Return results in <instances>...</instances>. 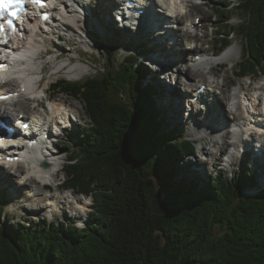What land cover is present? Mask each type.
Segmentation results:
<instances>
[{"label":"trees","instance_id":"1","mask_svg":"<svg viewBox=\"0 0 264 264\" xmlns=\"http://www.w3.org/2000/svg\"><path fill=\"white\" fill-rule=\"evenodd\" d=\"M225 3L240 19L222 25L215 45L235 34L243 46L237 75L264 74V0ZM216 11L230 17L228 8ZM100 46L109 62L97 75L52 84L54 94L81 102L87 118L73 135L63 185L92 197L89 222L8 224L0 194V264H264V190L243 196L246 173L221 171L204 185L185 177L180 162L195 143L165 129L156 86L144 83L147 66L135 52Z\"/></svg>","mask_w":264,"mask_h":264},{"label":"rangeland","instance_id":"2","mask_svg":"<svg viewBox=\"0 0 264 264\" xmlns=\"http://www.w3.org/2000/svg\"><path fill=\"white\" fill-rule=\"evenodd\" d=\"M83 1L85 3H88V7L90 8V15H88L89 17H84L86 19V23L80 22V27H75L76 31L72 32L71 30L69 31V29L65 26H61V28H63L62 31H60L61 36L56 37L49 36L41 31L36 32V39L41 44V47L33 55L32 58L30 54L28 55V58L34 59L36 63L35 66L39 67L40 69L39 70L38 68H33V74H30V76L33 75V80H35L37 84L39 83L38 88L40 89H37V99H30V94H26L22 96L21 99H19L21 105L18 102L17 106L11 105V103H9L7 105L9 109V116L14 117L15 114L20 110L23 112V110L21 109L22 107L25 113H32V109L36 107V109H38L39 111H43L47 114L46 111L48 110H46V108L49 106V104L47 102L43 103L45 95L43 90L46 89V95L48 96V94L52 92L50 87L51 83H54L59 79H64L69 82L84 81L89 77L97 75L99 71L104 68L109 62V53L102 50L98 46L97 42H103L109 48L113 49V51L117 50L120 52V54H125L128 51H135L134 47L136 45L137 37L138 39L140 37H142L141 39L147 38L148 43H150V41H153L148 37L147 31L143 25L140 26L138 31L132 28H125L123 30L118 29L113 19L106 14V10L105 8H103L106 7L104 6V0H91V2L90 0ZM218 1L222 2L224 0ZM95 2L99 3L100 5L98 6ZM195 13L204 14V18L207 17L208 21L213 20V13L209 12V7L206 5L200 6L199 8H193L192 14ZM229 15L230 18H232V23L239 22L240 14L237 11L232 10ZM100 28L102 31H100ZM116 29L118 30L116 31ZM88 31H91L94 34L97 33V31H100L99 33H97V35L95 34L96 36H98V38L90 35ZM213 31H215V28L207 29L208 33L204 38L205 42H203L202 45H200L197 41L195 42L196 48L194 52L200 50L201 48H205L208 50L207 56H212L211 50L213 49V46L211 44V39L214 36ZM116 33H119V35L121 36L115 35ZM177 34L180 35V32L178 31ZM185 37L186 36L184 35L180 36L179 42L176 45L173 43V39L171 38L166 39L162 43L153 41V43L155 42L156 44L155 46L153 45V50H155V52H157L158 54H169L173 50L174 53H170L171 56L180 54L182 51H185L187 49L190 51L192 47V44L190 42L191 39L188 38L184 42ZM232 41L233 44L229 47V53L226 55L227 58H223L224 61L226 60V63L222 64L221 66L218 65V68L215 67L216 69L214 67L210 69L211 73L216 74V77L210 76L211 73L210 71H207L205 61H202L200 62L203 63L202 70H198L197 72L192 70L194 72L193 74H195L194 78H190L189 80L187 79L188 81H190V84L183 86L185 76L182 75L183 73L179 72V68H185V65L180 61H172L165 69L167 72L165 73V79H162V85L177 96V92H180L182 90L187 91V93L191 92L193 87H195L200 81L214 80L220 88L219 91H221V88H225V97L223 99L224 108H228L230 102H233L235 100L232 94H239L242 87L241 85L245 86L246 90L250 91V93L253 95H257L258 93L263 92L264 83L261 85V87H258L257 89L256 87L259 81L264 80V76H252L255 78L258 77V80H251L250 76L244 78H238L236 76V66L242 58V42L236 36L232 38ZM206 42L207 45L205 44ZM143 45L144 44L142 43L140 46ZM23 65H25V62L23 63ZM19 76V73L17 77L16 74H14L11 81L7 83V86H10L12 90L16 91L14 92V95L19 94L18 85L21 81L18 78ZM40 78L42 79L40 82H38ZM175 79L177 82L173 83V80ZM144 83H149L148 79H145ZM223 83L225 86L223 85ZM161 94L162 93L160 92L158 104L160 106V109L163 111L165 119L167 120L168 118L169 120H171L169 121V125L166 128L178 127V130L184 128L183 136L185 138L196 141L197 147L201 150V152L203 151L202 158H205V161L203 162V165H205V167L203 172H201L202 176L210 174L214 175L217 172V169L214 170L212 168V163L215 162L219 163L218 168H223L227 172V175L230 177L235 173L241 171V169L243 168L250 170L251 176L253 178L251 180V184H258L259 175L257 176L256 172L252 170L251 166H247L248 164H250L247 158L245 156H239L237 157L239 160L238 162H236V160L234 159L236 147L230 148L237 146L234 140L237 141L241 137L240 134H236L235 136H233L232 134L210 136L207 131L208 128L204 126L206 114L204 113V111L197 109V104H195L194 108V110H196L193 114L195 117L194 118L187 113V103L185 102L184 104H182L181 101L184 100L183 97L177 99L176 97H169L167 95V100L164 105L161 103L162 100L160 101ZM219 96L221 95L219 94ZM55 97L67 98L77 104L76 106L78 107L77 116H74L75 120L73 128L63 130L58 136L54 137V140L63 143V145H60L59 142L57 143V141H55L56 143L53 146V148H55L57 151V155L55 157L57 159L59 168L58 172L56 173V177L52 179L53 181H49L50 183L48 182L44 185V187H42V184L38 180L39 178L34 175L32 176V178H30L31 182L25 183L24 185H19L15 182V180H17L16 177L9 176L4 172L0 173V194H6L9 201L8 205L5 208V216L9 218V222H7L8 224L16 222H19L21 224L23 220H27L31 224H33L34 221L36 223H41L43 220L47 222H56L61 220L65 223L73 222L76 226L78 222L85 225L89 220L88 212L93 208V206H91V197H87L83 194H77V192L76 194H74L62 183L65 179L63 165L68 161L67 156L69 155L70 150L76 148L77 143L76 140L72 141L70 139L73 138L72 136L74 132H76L77 130L78 132H80L86 126L87 118L85 116L81 102H79L77 99L64 94H59ZM229 99L230 101L228 102ZM174 101L175 104L177 101L180 102L175 105ZM37 102L43 104L44 108L36 106ZM12 106H14V108ZM181 107L182 111L179 114V109ZM176 109H178L177 114H179L176 117L179 118L178 120H176V122H174L168 116H170V112L173 113L176 111ZM224 113L227 115L224 116L227 121H229L231 118L233 119L232 114L227 113L225 110ZM226 119L223 120L226 121ZM232 142H234V146H232ZM237 150L238 149H236V151ZM222 152L223 155L225 154V159L222 158ZM189 160L192 162L198 161L199 157H197V155H193L191 158L186 156L184 161L180 162V165H183V163H185L186 161L188 162ZM243 161L246 163L245 167H242ZM26 162L27 161H24L22 165L18 166V172L27 170ZM1 170L2 168L0 167V171ZM246 180L248 182L250 181V179ZM32 185H36L37 190L35 189V192L37 193V197L31 195L33 194V190L30 191V186ZM247 185H250V182ZM6 186L8 187V189L6 188ZM257 191L258 190H256V192ZM46 196L49 199L51 197L58 196V199L55 203L46 204ZM76 200L79 202H86L85 208H82L81 204L80 206L76 204ZM5 216L0 217L1 223H3L4 219H6Z\"/></svg>","mask_w":264,"mask_h":264},{"label":"bare ground","instance_id":"3","mask_svg":"<svg viewBox=\"0 0 264 264\" xmlns=\"http://www.w3.org/2000/svg\"><path fill=\"white\" fill-rule=\"evenodd\" d=\"M74 1H77V5L74 7V8H71L69 9L67 7V5L65 4L64 5V0H54V5H55V10H56V15L55 17H53L49 23L47 25H44V27H40V26H35L34 28H32L31 30L29 28H23V33L26 34V38H27V41H26V45H22L21 47H16V48H12V54L15 55V56H19V60L13 64V68L18 71L17 73L20 74V76L18 77L21 81L19 82V85H22L23 86V89L24 90H27L31 93H34L36 92V90L38 89L39 87V84H37V82L35 80H33V75L30 76V74L33 72V68H38L39 67H36V63L34 61V59H30L28 58V55L30 54L31 55V58L33 57V55L40 49L41 47V44L37 41V34L36 32L37 31H41L43 32L44 34L46 33L47 35L49 36H52V37H56V36H61V33L60 31H62L63 28H61V26H65L66 28L69 29V31L71 30L72 32L73 31H76L75 30V27H80L78 21L79 19L82 18V14L83 13H80L79 11H81V3H79L78 0H74ZM174 2H176L175 0H173ZM163 8H167V7H170L169 8V12H173L172 8H174V6H171V4H168V2L166 0H160ZM183 4V3H181ZM149 6H151V4H148V8ZM160 6V5H158ZM87 9V8H86ZM87 12V15H89V11H85V13ZM150 12V11H149ZM188 14L185 15V17L187 16ZM185 19H188V18H185ZM163 21H160L158 22V24H162ZM88 26V25H87ZM175 26V25H174ZM83 27V26H82ZM163 27V25H162ZM46 28V29H44ZM181 32H183V29L180 30ZM159 49V48H158ZM160 51V50H159ZM166 52V51H165ZM153 57H155L156 59L160 60V61H164L165 63L167 62H172V60H169V59H165L163 57V59H161L160 57L154 55V53H152ZM25 62V65H23V63ZM140 62H143V59L140 60ZM145 65H147L148 63L147 62H144ZM212 67H217V65H214V66H211L210 69ZM40 70V69H39ZM35 72V71H34ZM182 72V71H180ZM211 72V71H210ZM33 74V73H32ZM186 77L188 79L190 78H194L195 74L191 73L190 71H187L185 73ZM230 82V81H229ZM211 85H215V89H219V87L216 85V84H213V83H210ZM8 85V84H7ZM20 87V86H19ZM164 95L162 96L161 100L164 105L166 103V100H167V95L170 97V95L172 94L171 97L175 96L174 93H172L170 90H166L164 91ZM221 92L223 93V96H219V94L216 96L215 94H209V95H214L216 101L219 103V106L222 105V100L224 98V92L225 90L222 88ZM28 94V93H27ZM234 95V94H233ZM218 97V98H217ZM173 101V100H172ZM250 103L252 104V107L253 106V102L255 101V98L252 97L250 100ZM201 100H199L197 103H200ZM173 103V102H172ZM179 103V102H176V104ZM9 103H6L4 104L5 107H0V113L3 114V115H8L9 113V109L7 107ZM49 108H48V111L47 114H46V122L45 123H56V120L57 119H64L63 118V115L66 113H69V112H74V113H77L78 111V107L76 106L77 104H75L74 102H72L71 100L69 99H65V98H59V97H56V98H53V99H50L49 102ZM174 104H175V101H174ZM175 104V105H176ZM182 104H184V101L182 102ZM11 105H14V106H17L18 103L17 102H13V104L11 103ZM218 106V107H219ZM183 107V106H182ZM182 107L179 109V114L181 113L182 111ZM217 107V108H218ZM178 109H176V111L173 113L174 116L177 115ZM192 110V109H191ZM240 111L238 116H234V119H233V125H236V126H242L243 122L241 121V119L244 117L243 114H242V110L243 108L240 106L237 107V111ZM196 110H194L195 112ZM22 111L20 110L16 116L21 113ZM193 112V113H194ZM245 112V111H244ZM241 113V114H240ZM194 117L193 114H191V117ZM219 116V115H218ZM190 117V118H191ZM195 118V117H194ZM198 118V117H197ZM264 121V117L260 119V121ZM220 120H221V117H220ZM192 121V120H191ZM197 122V121H196ZM207 123H210V121H205ZM254 125H256V127H259L257 124H249V126H252L254 127ZM234 128H236L234 126ZM222 141V140H221ZM236 147V146H235ZM23 154L26 156V165H27V170L24 171V175H19V177L16 176V178L18 179V184L20 183H28V182H31L30 181V178H32V176H36L38 177L40 183L42 184V187H44L45 184H47L49 181H51L52 179H54L56 177V173L58 172V164H57V159L56 158H51V159H47L46 156H44L41 152H40V149L38 147H36V149H33V150H28V151H25L23 152ZM233 155V153H232ZM42 159H46L45 161H47V167H44L42 164H41V161ZM20 162H13V165L14 166H18ZM29 177V178H27ZM26 178V179H25ZM32 180V179H31ZM53 181V180H52ZM50 183V182H49ZM30 185V184H29ZM33 186V187H32ZM30 186L31 190H33V194H31L32 196H36L37 193L35 192V189H36V185H32ZM35 186V187H34ZM37 190V189H36ZM67 191V190H66ZM69 191V190H68ZM73 194V193H72ZM76 196V195H75ZM37 197V196H36ZM68 197V196H67ZM52 200L49 202L48 201V198L46 196V204H52V203H55L58 199V196H54V197H51ZM76 204H78L80 206L81 204V207L84 208L85 207V204L86 202L84 201H75ZM54 206V205H53ZM77 206V205H76ZM55 207V206H54ZM64 212V210H63Z\"/></svg>","mask_w":264,"mask_h":264},{"label":"snow or ice","instance_id":"4","mask_svg":"<svg viewBox=\"0 0 264 264\" xmlns=\"http://www.w3.org/2000/svg\"><path fill=\"white\" fill-rule=\"evenodd\" d=\"M33 2L39 4L41 3V0H33ZM24 3L25 0H0V20L4 21L3 23H0V33L5 31V25L8 30H16V26L14 25L12 19H4V17L5 14L9 17L18 15L20 11H23ZM44 18L47 19L46 16Z\"/></svg>","mask_w":264,"mask_h":264},{"label":"clouds","instance_id":"5","mask_svg":"<svg viewBox=\"0 0 264 264\" xmlns=\"http://www.w3.org/2000/svg\"><path fill=\"white\" fill-rule=\"evenodd\" d=\"M138 2L140 3V4H145L146 2H147V0H138ZM50 218V217H49ZM78 228H83L84 227V225H83V223H77V225H76Z\"/></svg>","mask_w":264,"mask_h":264},{"label":"water","instance_id":"6","mask_svg":"<svg viewBox=\"0 0 264 264\" xmlns=\"http://www.w3.org/2000/svg\"><path fill=\"white\" fill-rule=\"evenodd\" d=\"M43 165H44V166H47V163H46V162H44V163H43Z\"/></svg>","mask_w":264,"mask_h":264}]
</instances>
